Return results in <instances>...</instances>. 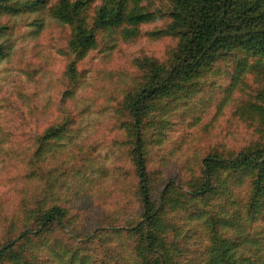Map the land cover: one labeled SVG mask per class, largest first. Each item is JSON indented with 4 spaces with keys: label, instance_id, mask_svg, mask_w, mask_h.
I'll use <instances>...</instances> for the list:
<instances>
[{
    "label": "trees",
    "instance_id": "16d2710c",
    "mask_svg": "<svg viewBox=\"0 0 264 264\" xmlns=\"http://www.w3.org/2000/svg\"><path fill=\"white\" fill-rule=\"evenodd\" d=\"M97 1L0 0V65L18 41L17 17L33 16L28 25L38 31L46 13L63 38L53 106L30 109L16 127L30 152L17 182L0 190V264H264V0H173L165 12ZM143 39L161 43L159 56L134 58L110 104L124 156L117 174L134 209L128 220L85 227L79 198L101 170L95 146L76 142L85 107L75 96L95 53ZM24 73L36 81L30 62ZM213 105L249 140L206 147L195 170L170 169V129ZM35 115L56 117L33 129Z\"/></svg>",
    "mask_w": 264,
    "mask_h": 264
},
{
    "label": "rangeland",
    "instance_id": "374dc122",
    "mask_svg": "<svg viewBox=\"0 0 264 264\" xmlns=\"http://www.w3.org/2000/svg\"><path fill=\"white\" fill-rule=\"evenodd\" d=\"M58 1L50 0V4H56ZM133 1H138L139 6L146 12H165L173 0ZM97 5H101L100 0ZM43 16L44 24L38 31L28 25L33 16L12 20L20 27L18 41L10 59L0 65V135L4 136L3 145L0 146V190H6L17 182V174H20L22 163L26 162L30 152L26 137L14 136L17 134L16 127L22 124L21 118L25 121L29 117L25 114L30 109L37 112L49 111L58 89L57 81L62 70L61 57L58 54L63 40L62 30L46 13ZM160 47V42L153 43L143 39L134 47L125 49L123 46L122 51L106 55L107 57H96L95 53L94 64L97 66L87 75L75 96L76 106L85 107L82 131L76 142L83 138L84 144L95 146L92 158L101 170L92 178L91 184L86 185L83 197L79 198L81 213L88 214L84 216L85 220H89V225L84 224L85 227L97 221L107 222L105 220L108 218L128 220L133 212L134 199L131 189L117 174V168L123 163L124 156L120 146L121 135L113 126L110 104L113 103L112 93L121 94L122 88L130 79L131 61L142 55H152V52L159 56ZM29 62L31 68L38 71L34 83L28 81L24 73V68ZM19 96L25 99L20 100ZM8 102L11 108H7ZM22 104L25 106L22 107ZM215 106L194 115L190 120H185L183 126L170 129L167 144L169 148H176L174 153L167 157V161H171L170 169L181 168L182 172H185L186 168L195 170L206 147L220 144L227 150L237 149L249 140L247 131L240 126L230 127L226 123V110L216 113ZM47 116L32 117L31 127L34 129L35 125H45L48 120L53 122L56 117L54 115L50 119ZM78 147H81V144L78 143ZM168 151L169 149L164 148V152ZM112 243L126 249L123 240L113 239Z\"/></svg>",
    "mask_w": 264,
    "mask_h": 264
}]
</instances>
